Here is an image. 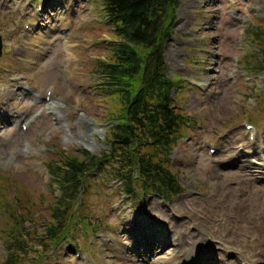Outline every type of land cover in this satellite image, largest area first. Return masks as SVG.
<instances>
[{
	"label": "rangeland",
	"instance_id": "rangeland-1",
	"mask_svg": "<svg viewBox=\"0 0 264 264\" xmlns=\"http://www.w3.org/2000/svg\"><path fill=\"white\" fill-rule=\"evenodd\" d=\"M101 8L102 0H0V264L10 228L3 210L36 220L57 195L47 166L106 149L116 111L97 90L96 68L115 38ZM258 25L264 0H180L163 57L165 76L178 83L176 108L193 122L170 154L183 193L134 200L94 175L76 217L96 218L98 232L72 228L77 247L64 244L61 262L52 252L21 262L264 264V74L245 67L259 52ZM144 230L156 240L135 236Z\"/></svg>",
	"mask_w": 264,
	"mask_h": 264
},
{
	"label": "trees",
	"instance_id": "trees-1",
	"mask_svg": "<svg viewBox=\"0 0 264 264\" xmlns=\"http://www.w3.org/2000/svg\"><path fill=\"white\" fill-rule=\"evenodd\" d=\"M179 2L103 0L115 40L109 45L107 61L98 63L96 73L101 94L115 105L116 112L110 118L113 122L105 134L110 148L100 155L86 150H81L80 157L68 153L58 165H48L61 195L52 199L45 214L36 215V220L22 209L3 210L9 216L10 228L3 235L6 257L2 264H24L23 257L31 255L43 258L68 235L75 227L77 212L88 207L85 197L82 203L78 199L81 189L84 196L87 194L86 175L107 155L116 160L115 171L124 179L127 192L153 191L169 200L182 191L178 170L167 157L185 129V118L174 107L171 90L177 82L165 77L162 50L171 36ZM256 30L253 39L259 52L247 64L262 73L264 25ZM77 203L80 206L76 207ZM34 248H40L41 254H35Z\"/></svg>",
	"mask_w": 264,
	"mask_h": 264
},
{
	"label": "bare ground",
	"instance_id": "bare-ground-1",
	"mask_svg": "<svg viewBox=\"0 0 264 264\" xmlns=\"http://www.w3.org/2000/svg\"><path fill=\"white\" fill-rule=\"evenodd\" d=\"M43 36H44V35L39 34V35L37 36L36 40H37V41H41L42 38H43ZM52 104H53V102L50 101L49 104H48V106L50 107ZM94 129L96 130L97 127H95ZM244 167H245L246 170L249 169V166H248V167H247V166H244ZM260 168H261V167H260ZM241 203H242V202H238L237 205L239 206ZM244 203H245V202H244ZM152 238L156 240V238H155L154 235H152ZM262 257H264V256L262 255ZM141 260L143 261V260H145V259L142 258ZM148 264H163V262H158V261H156V262H148ZM164 264H168V263L164 262ZM228 264H234V263H228Z\"/></svg>",
	"mask_w": 264,
	"mask_h": 264
},
{
	"label": "water",
	"instance_id": "water-1",
	"mask_svg": "<svg viewBox=\"0 0 264 264\" xmlns=\"http://www.w3.org/2000/svg\"><path fill=\"white\" fill-rule=\"evenodd\" d=\"M0 49H1V44H0Z\"/></svg>",
	"mask_w": 264,
	"mask_h": 264
}]
</instances>
